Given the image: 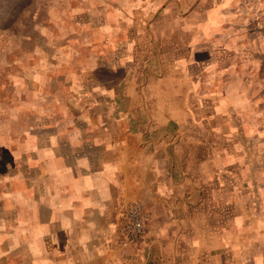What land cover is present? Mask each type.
I'll use <instances>...</instances> for the list:
<instances>
[{"label": "crops", "instance_id": "crops-1", "mask_svg": "<svg viewBox=\"0 0 264 264\" xmlns=\"http://www.w3.org/2000/svg\"><path fill=\"white\" fill-rule=\"evenodd\" d=\"M193 47L143 64L76 58L83 74L54 78L65 87L52 93V138L33 134L34 122L19 135L15 124L2 145L0 264H189L188 243L200 264H216L209 244L251 220L248 204L228 198L221 208L213 197H233L244 178L249 159L236 130L248 97L226 91L215 63ZM122 201L142 202L153 218L147 242L124 255L108 244Z\"/></svg>", "mask_w": 264, "mask_h": 264}, {"label": "rangeland", "instance_id": "rangeland-1", "mask_svg": "<svg viewBox=\"0 0 264 264\" xmlns=\"http://www.w3.org/2000/svg\"><path fill=\"white\" fill-rule=\"evenodd\" d=\"M84 44L91 46L87 52L80 48ZM193 46L202 49L198 57L215 63L213 74L222 75L226 91L238 87L248 97L242 130H236L239 150L249 159L239 168L244 178H238L233 197L222 191L213 197L221 208L228 198L248 204L250 224L231 228L229 237L209 246L216 264H264V0H0V158L15 124L21 126L19 135L34 122L33 134L52 138L53 127L48 132L45 126L55 121L52 93L65 87L54 78L83 74L74 59L92 58L96 64L120 54L143 64L160 52L173 61ZM76 62L85 67L83 59ZM19 135L9 138L14 146ZM131 206H139L145 220L146 231L137 240L125 231L123 213ZM115 210L108 244L124 255L147 242L153 218L138 201H122ZM186 245L189 264H200L198 245Z\"/></svg>", "mask_w": 264, "mask_h": 264}, {"label": "built area", "instance_id": "built-area-1", "mask_svg": "<svg viewBox=\"0 0 264 264\" xmlns=\"http://www.w3.org/2000/svg\"><path fill=\"white\" fill-rule=\"evenodd\" d=\"M139 206H131L124 213L125 231L128 237L135 240L142 237L146 231L145 220ZM128 245V242H125Z\"/></svg>", "mask_w": 264, "mask_h": 264}]
</instances>
